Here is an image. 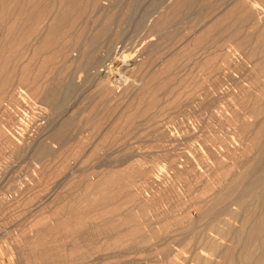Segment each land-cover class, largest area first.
Here are the masks:
<instances>
[{
  "label": "rangeland",
  "instance_id": "1",
  "mask_svg": "<svg viewBox=\"0 0 264 264\" xmlns=\"http://www.w3.org/2000/svg\"><path fill=\"white\" fill-rule=\"evenodd\" d=\"M0 264H264V0H0Z\"/></svg>",
  "mask_w": 264,
  "mask_h": 264
},
{
  "label": "bare ground",
  "instance_id": "2",
  "mask_svg": "<svg viewBox=\"0 0 264 264\" xmlns=\"http://www.w3.org/2000/svg\"><path fill=\"white\" fill-rule=\"evenodd\" d=\"M5 3V2H4ZM56 14V13H55ZM50 21V20H49ZM40 40V39H39ZM41 41V40H40ZM37 44V43H36ZM123 56V55H122ZM121 58H124V57H121ZM131 58V57H130ZM127 59V58H126ZM122 60H124V61H122ZM121 61H122V63H120V64H118V66L120 67V68H126V67H132V66H134V63L132 62V60H129V58H128V62H126L127 60H125V58L124 59H122ZM120 61V62H121ZM136 64V63H135ZM114 65V64H113ZM111 67V66H110ZM113 67H115V66H113ZM112 67V68H113ZM129 69V68H128ZM114 70H115V68H114ZM112 71H113V69H112ZM122 71V70H121ZM110 73V72H109ZM114 73H115V71H114ZM111 74V73H110ZM263 179V178H262ZM260 217V216H259ZM255 223V222H254ZM249 230V229H248ZM252 238V237H251ZM252 241V240H251ZM209 242L210 243H213L214 245L216 244V241H215V238L214 237H211L210 239H209ZM201 252H203V251H201Z\"/></svg>",
  "mask_w": 264,
  "mask_h": 264
}]
</instances>
